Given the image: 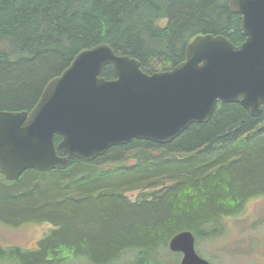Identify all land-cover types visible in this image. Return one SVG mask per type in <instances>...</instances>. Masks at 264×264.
Returning <instances> with one entry per match:
<instances>
[{
	"label": "trees",
	"instance_id": "1",
	"mask_svg": "<svg viewBox=\"0 0 264 264\" xmlns=\"http://www.w3.org/2000/svg\"><path fill=\"white\" fill-rule=\"evenodd\" d=\"M200 34L235 45L246 39L230 0H0V110H31L84 48L107 42L151 74L184 61ZM101 76L114 79L113 66ZM1 181L13 187L0 192V207L35 201L21 219L53 225L35 249H22L20 264L77 257L109 264L128 250L139 251L136 264H153L178 232L218 235L227 216L264 194V110L253 116L240 103L220 102L208 122L192 123L171 142L134 139L92 161L29 169L17 181L0 173ZM132 191H139L133 201ZM18 213L0 216L18 222ZM15 253L6 251L12 259Z\"/></svg>",
	"mask_w": 264,
	"mask_h": 264
},
{
	"label": "water",
	"instance_id": "2",
	"mask_svg": "<svg viewBox=\"0 0 264 264\" xmlns=\"http://www.w3.org/2000/svg\"><path fill=\"white\" fill-rule=\"evenodd\" d=\"M242 17L243 43L200 34L186 59L151 74L107 42L80 50L50 79L31 110H0V173L17 181L25 171L63 170L71 159L95 160L134 139L165 144L192 123L208 122L220 102L240 103L251 115L264 110V0H230ZM111 64L115 78L101 76ZM56 135L61 140L56 144ZM62 151L64 155H59ZM182 230L169 241L181 264H210Z\"/></svg>",
	"mask_w": 264,
	"mask_h": 264
},
{
	"label": "rangeland",
	"instance_id": "3",
	"mask_svg": "<svg viewBox=\"0 0 264 264\" xmlns=\"http://www.w3.org/2000/svg\"><path fill=\"white\" fill-rule=\"evenodd\" d=\"M5 187L11 188L13 184L1 181L0 192H5ZM138 194L139 191H132L128 192L127 196L133 201ZM5 199L6 197L3 201H6ZM250 200L251 202L239 216L223 220L218 235L196 238V250L200 256L211 260L213 264H264V194L253 196ZM35 203V201L18 199L4 203L0 207L1 213L19 210L17 219L19 217L20 219L18 222L14 221L15 227L11 225L12 223L0 227V240L7 247L11 245L20 246L22 249L36 247L53 228L49 221L40 223L21 219L33 212L29 209V205ZM139 255L137 250H128L118 260L109 264H136ZM149 260L153 264H177V255L167 245L159 248ZM6 264L20 263H15L12 258L7 257ZM61 264L93 263L87 258L77 257Z\"/></svg>",
	"mask_w": 264,
	"mask_h": 264
},
{
	"label": "flooded vegetation",
	"instance_id": "4",
	"mask_svg": "<svg viewBox=\"0 0 264 264\" xmlns=\"http://www.w3.org/2000/svg\"><path fill=\"white\" fill-rule=\"evenodd\" d=\"M251 202V200H247V202H245L243 208L241 211L235 213V214H232L230 216H227V218H234L236 216H239L241 213L244 212L245 208L248 206V204ZM11 224L15 227V223L14 222H10V221H7L5 218H3L2 216H0V227H3L5 224ZM197 240V239H196ZM38 245V243H37ZM36 245V247H37ZM195 246H196V243H195ZM35 246L31 249H24V250H32V249H35L36 248ZM169 247V246H168ZM196 248V247H195ZM10 250H17L18 253H15V256L13 257V261L16 263V262H19L18 261V257H19V254L21 253L22 251V248L20 246H16V245H11V246H6L4 244V242H2L0 240V264H6V259H7V256L10 257V254H6V251H10ZM197 251V250H196ZM174 253L177 255V264H181L182 262V259H183V252L182 251H174ZM246 255V254H244ZM202 257V256H201ZM203 258V257H202ZM210 262V264H213L211 260H208ZM20 263V262H19Z\"/></svg>",
	"mask_w": 264,
	"mask_h": 264
}]
</instances>
